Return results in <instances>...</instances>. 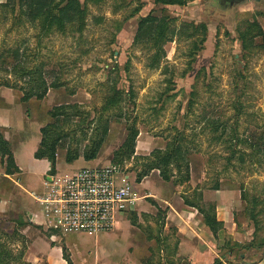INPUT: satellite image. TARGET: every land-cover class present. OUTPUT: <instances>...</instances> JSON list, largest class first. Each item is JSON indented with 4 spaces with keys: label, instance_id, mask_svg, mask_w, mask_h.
Listing matches in <instances>:
<instances>
[{
    "label": "rangeland",
    "instance_id": "rangeland-1",
    "mask_svg": "<svg viewBox=\"0 0 264 264\" xmlns=\"http://www.w3.org/2000/svg\"><path fill=\"white\" fill-rule=\"evenodd\" d=\"M82 1L87 6L83 25L42 34L26 18L17 21L7 0H0V54L9 64L11 54L20 50L25 62L16 69L1 65L0 108L26 113L22 127L29 138L50 124V135L62 136L58 176L109 164L129 126H136L135 153L120 158H125L132 186L142 196L138 208L144 200L157 206L152 212L140 210L141 216L134 211L139 226L130 233L125 227L120 230L131 212L121 214L109 231H70L77 233H67L71 258L65 249L64 258L72 264H192L188 255H176L180 240L176 233L212 232L199 223L201 213L184 202L190 197L230 219L226 228H220V239L211 238L212 253L204 254V264L216 259L219 264H257L264 259V144L254 150L251 144L264 139V0H190L185 5L127 0V6H121L120 0ZM150 12L166 22L161 26L165 36L148 34L135 42L140 19ZM255 21L262 34L252 26ZM158 40H165L164 53L159 65L153 66ZM22 67L44 69L52 84L44 99L21 100L20 87L26 86L20 77ZM4 81L16 87L3 85ZM118 88L117 104L107 106ZM57 105H63V115L54 119L51 111ZM212 121L218 122V129ZM99 123L109 125V132L97 156L88 159L84 151L91 146ZM179 132L183 147L190 148V181L185 180L186 165L182 172L172 167L170 180L157 169H147L151 152L165 149ZM236 134L243 142L232 156L229 147ZM18 140V135L12 139L13 146L26 174L10 176L39 192L44 176L31 164L37 141L21 144ZM76 151L79 157L69 160V153ZM4 168L0 158V248L8 252L3 264H49L35 243L36 236L49 235L27 215L36 199L4 177ZM139 174L143 180L149 176L140 186ZM242 189L247 200L241 197ZM200 192L204 198L199 200ZM163 198L179 210L195 213H183L191 220L187 231L180 232ZM252 209L258 222L249 216ZM57 241L62 244L60 238ZM136 249L142 253L135 254L136 260L129 259L128 251Z\"/></svg>",
    "mask_w": 264,
    "mask_h": 264
},
{
    "label": "trees",
    "instance_id": "trees-1",
    "mask_svg": "<svg viewBox=\"0 0 264 264\" xmlns=\"http://www.w3.org/2000/svg\"><path fill=\"white\" fill-rule=\"evenodd\" d=\"M121 6H127L130 2L127 0H120ZM157 3H162L164 5L167 4H178V5H185L190 0H155ZM7 6H11L12 12L15 14V18L17 21H24L25 18L32 22L33 24H37L39 26V30L42 34H49L52 32H64L66 29L72 25L78 23L79 25H83L85 23V18L87 15V6L86 2L82 0H7ZM141 7V6H140ZM140 7H137L135 10L139 11ZM17 14V15H16ZM166 22L164 20L159 19V17L154 14V12H150L147 16L141 17L138 31L135 36V42H139L140 39L146 38L148 34H156L158 35L159 39H162L165 36V29L161 28V26L165 25ZM252 26L257 27L261 34L263 30L260 24L255 21L252 23ZM164 41L158 40L155 43L156 51L152 56L151 65L158 66L162 57H163V46ZM12 60L9 61V64L5 62L6 58L2 54H0V67L3 63L6 64L8 69H16L20 66V64H24L23 58H21L20 50H15L11 54ZM5 58V59H4ZM191 63V62H190ZM20 77L26 81L24 82L26 86H21L23 96L21 100L24 102L29 101L32 98H36L38 100L44 99L50 87L52 86L49 83L45 71L43 68H35L29 69L26 67H22V71ZM3 85L9 87H16V85L11 84L8 81H4ZM1 87V86H0ZM120 89L118 88L115 95L110 97L107 102V106L112 107L113 105L117 104V98L120 94ZM63 105H57L51 111V115L54 119L59 118L63 115L62 107ZM61 110V111H60ZM212 124L215 125L216 129H218V122L212 121ZM51 125V124H50ZM50 125L43 126L41 128V142L35 152V157L40 159H47L51 164V173L55 174L56 172V159L58 148L60 146L62 136H55L50 135L49 127ZM97 132L94 137L90 140L91 146L86 147L84 154L86 158L91 159L97 156L102 144L104 143L105 137L109 132V125L100 124L97 125ZM96 128V129H97ZM99 133V130H101ZM139 135V130L136 126H129L128 133L126 135L125 140L121 147L116 150L114 153L113 163L121 164L125 162V158H120L125 154L128 157H132L135 153L137 137ZM183 134L178 133L177 137L168 145L165 149L156 148L154 149L151 154L153 155V159L150 160V166L147 168L150 171L152 170H159L161 176L165 180L172 179L171 168L174 167L178 171L182 172V168L186 165V173H185V180L190 181L191 179V170L189 167L190 162L188 161V153L190 148L183 147L181 140L179 137H182ZM261 143L253 142L251 146L254 150L255 147H261L264 144V139L262 137L259 138ZM234 143H230V151L232 156L239 152L238 145L239 143L243 142L242 139L236 134V139L231 140ZM246 141V140H244ZM78 152L69 153L68 159L72 160L78 158ZM0 158L5 167V173L9 175H14L20 172L19 166L16 164L14 153L12 151L11 142L7 140L2 132H0ZM127 158V157H126ZM241 158H243L241 156ZM147 170V171H149ZM145 175V174H144ZM143 176L139 174L136 180L141 181ZM215 189H219V187H215ZM241 197L244 200H247V193L246 190H241ZM203 193H198L197 199H203ZM257 201V200H256ZM184 202L197 209L203 216V222L205 225L210 229L213 233L215 238L220 239L222 231L220 228L222 227L220 221L218 220V215L216 211H213L211 205L203 206L196 202L195 200L191 199L190 197H186ZM255 202V201H252ZM250 218L256 222H258L257 214L252 209L250 213ZM132 221L134 224H137L136 215L132 216ZM225 232V231H224ZM239 244V243H238ZM232 251V247L230 249ZM8 252L4 249L0 248V264L5 263L6 256ZM5 260V261H4ZM220 259H216L213 264H219ZM68 264H72V262L68 261Z\"/></svg>",
    "mask_w": 264,
    "mask_h": 264
},
{
    "label": "built area",
    "instance_id": "built-area-1",
    "mask_svg": "<svg viewBox=\"0 0 264 264\" xmlns=\"http://www.w3.org/2000/svg\"><path fill=\"white\" fill-rule=\"evenodd\" d=\"M131 179L121 164L83 167L65 176L53 174L35 199L49 226L98 234L113 229L119 216L138 203Z\"/></svg>",
    "mask_w": 264,
    "mask_h": 264
},
{
    "label": "crops",
    "instance_id": "crops-1",
    "mask_svg": "<svg viewBox=\"0 0 264 264\" xmlns=\"http://www.w3.org/2000/svg\"><path fill=\"white\" fill-rule=\"evenodd\" d=\"M35 99V98H32ZM30 99V100H32ZM29 100V101H30ZM28 102V101H27ZM9 114H12V117L9 116ZM25 115L26 113H24L23 111H17V112H13V111H7L4 107L0 108V132H2L5 136V138L7 140H9L12 144V151L14 153V158L16 161V164L19 166L20 168V172H18L19 175H23L26 174V169L24 168L22 161L20 160V157L18 156V154L15 152L14 150V146H13V141L12 139H14V137H16L17 135L19 136V142L22 143H26L28 141L31 142H36V144H34V146L32 147V152H34V158L31 161V164L34 165V169H36V172H38L39 174L44 176V179L42 181L43 186L42 189L39 192L33 193V191H31L30 188H28L26 186V184H23L21 182V180H18L17 178H13L12 176H10L9 174L5 173V168H4V177H10L13 179V181L15 182V185L18 186V188L20 190H26L28 191L31 195L37 196V195H41L43 194V192H45V190L47 189V182L51 179V176L53 175L51 173V164L47 159H40V158H36L35 157V152L41 142V138H42V134L41 132L37 133L34 132L32 134V137H27L25 135V131L23 130L22 124L23 121L25 120ZM14 120L17 121V123L14 125L12 122H14ZM41 128V126H40ZM3 167V165H2ZM2 173V172H1ZM149 178V176L144 177L145 180H143L142 182L138 183L139 186L142 184H145V181H147V179ZM148 189V187H144V189ZM139 189V188H138ZM137 189V191H138ZM136 191V189H134ZM149 190V189H148ZM28 194V193H27ZM138 195V194H137ZM139 196V195H138ZM147 197H150L147 195ZM140 198H142V196H139V200L138 203L134 206V209L131 212L130 215L128 216V218H126L123 227L121 228L120 232L122 230L127 229V231L132 230V228L138 227L139 226V221H138V215H136L137 218V224H134L132 221V216L135 215L134 211H137L138 214L141 216V212L140 210H143L144 212H152L153 207H156V203L151 202L149 203V201L144 200L141 201L140 203V209L138 208L139 206V202H140ZM167 206L169 205L172 210H169V215L173 216V219L175 220L177 226H179L180 228V232L183 230L184 232L187 231V228L189 225V223H191V220H189L187 218L186 215H183V213H191V214H195L194 212H190V210L182 208L181 210L178 209L179 206L173 204L169 199L167 198H163L162 199ZM36 201V200H35ZM34 201V205L35 208H38L39 210H35L34 211V207H32L29 211H28V218L31 222L37 224L38 226H40L44 232L42 233H48L49 236H45V237H41V236H36L35 237V243H37V248H41V252H43L44 255H46V259L48 260L49 264H68V262L66 261V259L64 258V249L68 252L69 251L66 247V235L67 233H77V232H70L68 230L65 229H55L51 226L48 225L46 219L44 218L43 214H42V210H41V206L40 204L36 201ZM160 206H162L159 203ZM2 206V205H1ZM187 207V206H186ZM137 214V213H136ZM199 214V212H198ZM202 216V214H200ZM199 219V223H202V227L208 228L205 223L203 222V216L202 217H198ZM218 220L220 221V224L222 226V228H226V226H228L230 224V219L229 217H220V215H218ZM179 222H181V226L179 225ZM117 224V223H116ZM126 224V225H125ZM186 224V225H185ZM62 233V234H60ZM179 236V244L176 245V255H180V254H185L188 255V259L192 261V264H204L203 261H205L206 256L204 254H208V256H210V254L212 253V240L211 238H215V236L213 235V233H207V231L205 233H176ZM62 240V244H60L57 240L58 239ZM152 240L156 239V237H151ZM130 243L133 244V240L131 238V234H130ZM157 241V240H156ZM163 241V240H162ZM129 243V244H130ZM128 246V245H127ZM178 246V247H177ZM128 251V250H127ZM140 252L142 253V249H136V251L133 252H129L127 254H131V256H129V259H135L134 257L135 254H140ZM175 252V250H174ZM69 257L71 258L70 254ZM128 258V256H127ZM128 264V263H127ZM132 264V263H130ZM143 264H145L143 262ZM147 264V261H146ZM150 264V263H149ZM257 264H264V259H262L261 261H259Z\"/></svg>",
    "mask_w": 264,
    "mask_h": 264
}]
</instances>
